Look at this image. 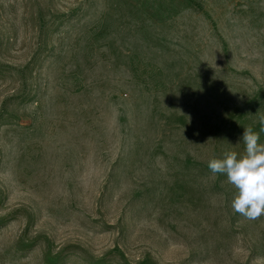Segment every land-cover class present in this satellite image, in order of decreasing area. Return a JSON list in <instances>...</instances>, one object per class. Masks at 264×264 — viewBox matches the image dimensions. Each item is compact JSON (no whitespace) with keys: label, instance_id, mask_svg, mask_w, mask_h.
<instances>
[{"label":"rangeland","instance_id":"obj_1","mask_svg":"<svg viewBox=\"0 0 264 264\" xmlns=\"http://www.w3.org/2000/svg\"><path fill=\"white\" fill-rule=\"evenodd\" d=\"M261 116L264 0H0V264H264Z\"/></svg>","mask_w":264,"mask_h":264},{"label":"clouds","instance_id":"obj_2","mask_svg":"<svg viewBox=\"0 0 264 264\" xmlns=\"http://www.w3.org/2000/svg\"><path fill=\"white\" fill-rule=\"evenodd\" d=\"M259 131L249 126L244 128L241 138L245 149L239 155L228 151L222 158H213L208 168L213 175L224 174L235 189L231 202L234 212L248 220L264 216V116L259 119Z\"/></svg>","mask_w":264,"mask_h":264}]
</instances>
